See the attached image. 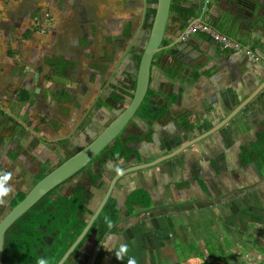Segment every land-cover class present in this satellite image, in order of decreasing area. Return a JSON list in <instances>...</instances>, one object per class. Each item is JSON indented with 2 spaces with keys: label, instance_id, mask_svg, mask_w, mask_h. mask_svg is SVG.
<instances>
[{
  "label": "crops",
  "instance_id": "1",
  "mask_svg": "<svg viewBox=\"0 0 264 264\" xmlns=\"http://www.w3.org/2000/svg\"><path fill=\"white\" fill-rule=\"evenodd\" d=\"M57 1L53 10H71L75 18L56 19L57 31L49 32L51 38L37 36V29H30L26 40L35 34L34 41L18 47L26 58L24 70L12 62L0 70V92L12 86L13 78L21 80L28 95L25 101L4 103L14 109V120L0 126V134L14 145V159L31 155L21 160V167L15 162L0 167V172L13 173L9 182L13 187L24 183L28 175L34 176L40 162L34 156L37 151L47 154L44 138L55 141L77 135L83 123L86 127L100 123L103 129L122 110L113 96L128 92L133 84L134 54L140 53L138 46L148 31L142 28L144 0ZM181 3L185 8L195 7L196 15L183 20L170 13L164 45L175 41L203 10V0ZM263 3L261 0L260 5ZM40 4L47 2L40 0ZM229 5L228 0H208L205 13L215 17L217 31L254 48L260 61L219 49L201 31L186 40L188 45L180 40L177 46L155 54L147 89L149 110L133 116L121 134L125 149L132 152L116 160V150L110 148L64 183L62 194L84 184L92 214L117 174L116 168L124 170L170 154L219 124L263 82L264 11L250 18L252 12L240 7L238 15L243 20L232 27L219 20ZM145 24L150 26L148 20ZM68 26L87 28V37L81 31L75 35L62 28ZM81 36L86 40L79 41ZM50 42L62 56L61 67L56 66L54 72L55 52L45 49ZM149 111L156 113L153 120L147 118ZM184 118L193 124L190 131L179 129ZM0 151V155L6 152ZM263 158L264 87L212 134L174 157L127 173L115 182L107 201L118 209L119 223L111 229L115 232L110 231L114 237L110 244L101 247L105 254L101 264H128L130 258L136 264H264ZM9 162L6 160L7 166ZM131 196L141 200L131 203ZM91 214H84L85 224ZM177 218L185 222L179 223ZM123 244L128 250L118 260L116 253ZM166 249H171L173 258L166 256ZM68 264L76 263L70 260Z\"/></svg>",
  "mask_w": 264,
  "mask_h": 264
},
{
  "label": "water",
  "instance_id": "2",
  "mask_svg": "<svg viewBox=\"0 0 264 264\" xmlns=\"http://www.w3.org/2000/svg\"><path fill=\"white\" fill-rule=\"evenodd\" d=\"M207 0H203V10L194 21L201 20V17L205 14ZM230 5L225 12L223 13L222 18L219 19L223 23L235 25L237 21L241 20L239 18V9L241 7V2L238 0H229ZM170 5L171 0H156L152 8L154 9V14L149 17L148 21L150 26L148 27V31L145 33L143 38V43L139 45L141 52L139 53L140 58L137 64V69L135 73L134 80V89L131 92L130 101L126 103V105L120 110V112L103 128L97 133L87 144L82 146L78 151L69 156L66 160H64L61 164L50 170L43 177H41L33 186L24 194L23 198L17 202L1 219H0V264L3 253V243H4V234L6 230L13 224L19 217H21L30 207H32L42 196H44L47 192L54 189L56 186L61 184L62 182L68 180L70 177L85 169L89 164L93 162V160L111 143L115 141V139L120 136L124 130V128L130 123L133 119V116L136 115L139 107L143 103L145 96L147 94L149 77H150V67L153 56L162 50L170 49L174 46H177V43L180 42V36L170 44L163 45V37L166 29V24L170 15ZM238 9V10H237ZM230 10V11H229ZM207 15H209L207 13ZM252 15V13H251ZM213 20L217 21L214 16ZM242 21V20H241ZM181 44L188 43L186 41H182ZM178 46V50H179ZM180 51V50H179ZM264 87L263 82L242 102L238 108L233 110L224 120H222L215 127L207 130L206 132L193 137L188 140L186 143L180 145L176 150L167 154L163 157L156 158L154 161L150 163L134 165L127 169L122 170V174H115L110 180L103 198L97 205L96 209L91 214L90 218L86 222L85 226L82 228L80 233L77 235L72 244L68 247V249L63 253L60 259L56 262V264H65L71 252L76 248V246L84 239L86 233L90 229V227L95 222L96 218L100 214L102 208L104 207L109 194L118 179L121 176L151 166L152 164H156L161 160L166 158H171L178 155L185 148L192 145L193 143L201 140L202 138L212 134L215 130L219 129L226 123V121L232 117L247 101H249L253 96H255L262 88ZM180 205V204H179ZM119 222H115L110 225L105 232L103 233L100 240L96 243L91 253V256L87 262V264H94L97 258V255L100 251L101 246H103V242L105 238L110 234L112 228H114Z\"/></svg>",
  "mask_w": 264,
  "mask_h": 264
},
{
  "label": "trees",
  "instance_id": "3",
  "mask_svg": "<svg viewBox=\"0 0 264 264\" xmlns=\"http://www.w3.org/2000/svg\"><path fill=\"white\" fill-rule=\"evenodd\" d=\"M150 1L155 2L156 0ZM170 13L176 14L183 20L196 15L195 7L185 8L181 0H171ZM150 14H154L153 8L150 9ZM29 32L30 30L25 31V38L28 37ZM18 95L19 101H25L27 98V92L25 90L20 91ZM148 99L149 96L147 94L139 107V114L142 109H145V111L149 110L147 103ZM118 101L121 102V99ZM155 117L156 113L149 111L147 118L153 120ZM181 121L183 122L179 125L181 132L193 129V124L186 122V118ZM125 147V142L121 140L120 135L111 146L106 147L94 160L99 158L110 148L116 150L115 152L117 154L113 155V157L119 160L132 152V150H126ZM110 154H113L112 151ZM65 182L66 181L62 182L42 196L6 230L4 234V250L1 264H37V261L41 257L47 259L48 264H56L63 252L72 244L74 241L73 239L76 238L81 229L85 226L84 213L80 214V216H77L75 213L77 211H84L85 215L91 214V212L85 208V203L90 196L86 192L84 184H76L68 194H55V189ZM22 196V194L19 195L18 201ZM129 200L131 203H134L140 201L141 198L139 196H131ZM18 201L16 200L13 205ZM110 203L109 199L92 225V227L98 229L96 242H98L110 225L118 221V209L114 206H110ZM42 228L46 229L44 233L41 232ZM72 228H74V230L70 233V229ZM51 232H54L56 235L54 239H52L51 245L48 246L43 238ZM75 251L76 250H74V252ZM104 258V248H101L94 264H101Z\"/></svg>",
  "mask_w": 264,
  "mask_h": 264
},
{
  "label": "rangeland",
  "instance_id": "4",
  "mask_svg": "<svg viewBox=\"0 0 264 264\" xmlns=\"http://www.w3.org/2000/svg\"><path fill=\"white\" fill-rule=\"evenodd\" d=\"M46 2H47V4H40V0H0V70L3 71L5 68H7V64L11 63V62L13 63V65L19 66L18 67L19 69L24 70V67L26 66V58L24 59V57L21 56L22 52L18 49V47L20 44L29 43L31 41L33 42L34 41L33 38L35 36V34H34L32 36V38H30L29 40H26V38L23 37L25 30H30V29L36 28L37 29V32H36L37 36L49 37L48 36L49 32L52 35V34L56 33L55 31H57V27H54V25H53V23H54V21H56V19L58 21L63 20L64 18L67 19L70 15L72 16V18H75V14L71 10L69 11V13H66V12L62 13V11L57 12V11L53 10L52 6L54 3V0H46ZM52 27H53V29H52ZM58 27H61V26H58ZM62 28L69 29L70 33L75 34V35H79L80 34L79 31H81L85 37H87V34H88L86 31L87 28H83V27H81L80 30H73V28L69 27V26L68 27H62ZM49 38H51V37H49ZM79 39H82L79 41H85L86 40L82 36ZM51 43L52 42H50L48 46H45V49H46V51H49L48 53H50V54H53L55 52L54 55H56V56H54L53 60H52L53 64L56 63L54 66V69L52 68V70L54 72V70L57 68L56 66L61 67L62 56H60L59 53L57 54L58 51L55 47V43H54L53 47L51 46ZM111 43L113 44L114 41H112ZM45 49H43V51H45ZM85 57H86V55H84V58ZM24 63H25V65H24ZM84 64H85V67H88L86 62ZM15 68H17V67H15ZM95 70H97V69H95ZM84 74H86V73H84ZM11 82H13V84H11L12 86L10 88L7 87V90H4V92L3 91L0 92V104H3V107H0L1 113H2V111L7 112V113H8V111H10L11 114H13V112L11 111L10 105L8 104V105L4 106V103L9 102L10 100L12 102L13 100L17 99L16 96L13 94V92H17L19 90L18 89L19 86L22 84H21V80H14L13 78H12ZM1 117L2 116L0 115V120H3L5 123H9V121H11L10 119L6 118V116H4V115H3V119H1ZM25 123H26V121H25ZM70 124L73 125L74 123H70ZM72 125L70 127H72ZM84 125H85V123L80 125L81 129H82V127H83V129L86 127V125L85 126ZM99 125H100V123H97L95 126H91L90 128L88 127L87 129L90 131H93L92 135H96L97 133H99V130H101V126H99ZM32 131H33V129H32ZM31 135H32V133H31ZM75 137H78V135H76V134H74L73 136L69 135L67 138H65L66 141H64L62 143V147H61V149L63 148V150H60L59 148L57 149L55 147L53 148L52 147L53 146L52 141H48L44 138V140H45L44 145H46L48 147V151H47L48 160H49L48 165L54 166L56 162L59 163L60 161L65 160L73 152L78 151L83 145H85L89 141V140H86V142L79 143L78 146L73 147L74 146L73 139H75ZM72 142H73V144H72ZM57 153H58V155H57ZM37 161H39V158H37ZM30 164L34 165V161L30 162ZM40 165H43V162H41ZM177 220H178L177 222H179V223L185 222L182 218H177ZM181 231L183 232V230H180V231H178V234ZM178 237H179V239L182 238V236H180V234L178 235ZM73 240H75V239H73ZM258 247H261L260 244H256V248H258ZM157 253L159 256L160 253L159 252H157ZM157 253L155 252V255ZM164 253L169 258H173L172 255H174V254L171 251V249H166V251ZM75 255H77V254H75ZM73 258H75V256ZM73 258H70L71 262L74 261ZM156 258H155V260H157ZM197 258H198V256H197ZM84 260H85L84 264H86L88 259L85 258ZM167 261L169 262V259Z\"/></svg>",
  "mask_w": 264,
  "mask_h": 264
},
{
  "label": "flooded vegetation",
  "instance_id": "5",
  "mask_svg": "<svg viewBox=\"0 0 264 264\" xmlns=\"http://www.w3.org/2000/svg\"><path fill=\"white\" fill-rule=\"evenodd\" d=\"M208 1V0H207ZM229 1V0H228ZM238 1H240V2H243L242 0H238ZM260 1L261 0H245V4L244 5H241V8H244L243 10H247V12H252V15L250 14V18H253L255 15H258V12H260V11H264V3L263 4H261L260 5ZM154 3L155 2H151L150 0H144L143 1V10H142V18H141V20L143 21L142 22V28H144V29H148V26H146V21L149 19V16L151 15L150 14V9H152V6L154 5ZM207 3V2H206ZM152 16V15H151ZM203 16H208L207 17V23H209L210 25H212V26H214L215 28H216V26L214 25V23L216 22V21H214L213 20V15L211 16L210 14L209 15H207L206 13L203 15ZM242 19V18H241ZM244 19H245V16H244ZM243 20V19H242ZM228 24V23H227ZM228 26H229V24H228ZM225 27H227V25L225 26ZM231 27V26H230ZM232 27H234L233 25H232ZM236 27V26H235ZM143 29V30H144ZM142 30V31H143ZM25 33V32H24ZM30 33V32H29ZM23 37H24V34H23ZM29 37V36H28ZM27 37V38H28ZM26 38V39H27ZM141 43H143V37H142V40H141ZM140 43V44H141ZM163 44V43H162ZM164 45V44H163ZM138 50L141 52V50H140V48H139V46H138ZM135 56H137L136 57V59L133 57V59H135L136 60V62H137V64H138V61H139V58H140V55L138 54H134ZM133 84L130 86V89H127V91L128 92H125V91H120L117 95L118 96H113V102L115 103V102H118V103H121L120 105H121V107H124L125 105H126V103L127 102H129L130 101V98H131V92L133 91V89H134V87H133V85H135L134 84V82H132ZM19 90L17 91V92H13V94L16 96V98L17 99H15V100H17V101H19L18 99H19V95H18V93L20 92V91H23V90H27V89H25V87L23 86V85H20L19 86V88H18ZM14 91V90H13ZM27 92V91H26ZM119 95H120V98H119ZM28 99V95H27V98L25 99V100H27ZM119 99H121V102L120 101H118ZM117 100V101H116ZM20 102V101H19ZM6 103H8V102H6ZM123 103H125L124 105H123ZM2 105L3 104H0V107H2ZM11 111L14 113V109H11ZM137 113L139 114V109H138V111H137ZM137 113H136V115H137ZM0 115L2 116L1 117V119H3V115L4 116H6L8 119H10V120H14V114H11V112L10 111H8V113L7 112H3L2 111V113H1V111H0ZM2 125H4L5 126V122L3 121V120H0V126H2ZM21 126H23V125H21ZM91 126H89V128H90ZM88 127H85L83 130H81V131H79L78 133H77V135H78V137H75V139H73V142H74V146L73 147H76V146H78L79 145V143H83V142H86V140H91L95 135H92V133H93V131H90V130H88L87 129ZM33 129V128H32ZM1 136H0V148L2 149V150H6V152H2V154L0 155V167H2V168H4V167H10V163H12V164H14V162H15V164L18 166V167H21V166H19V165H22V161L27 157V156H31L30 154H27L25 157H24V159H22V158H20L19 160H17V159H14L15 158V154H14V145H10V143L8 144V142L7 141H9V137H7V136H5V135H3V134H0ZM90 135V136H89ZM91 138V139H90ZM64 141H66L65 140V138H56L55 139V141H52V147L54 148H59L60 150H63V148L61 149V147H62V143L64 142ZM88 141V142H89ZM73 142H72V144H73ZM87 142V143H88ZM86 143V144H87ZM42 144H44V141H42ZM45 147H46V145H44ZM84 146V145H83ZM47 151H48V148H47ZM1 152V151H0ZM75 152H73L72 154H74ZM71 154V155H72ZM42 154L39 152V151H37V153H36V155L34 156L36 159L37 158H39V165H38V167H37V169L35 170V174H33L34 176H30V175H28V178H26L27 180H24L25 182H28V183H26L25 184V182L24 183H22L21 181L19 182V184H18V186L17 187H13V192H12V195H11V197H10V199H9V202H8V204L6 205V206H4V207H0V219L15 205H13V203L17 200L18 201V197H19V195L20 194H22L23 196H24V194L33 186V184H35L41 177H43L46 173H48L50 170H52L53 168H55L56 166H58L59 164H61L64 160H62V161H60L59 163H57L56 161V163H55V165L54 166H51V165H48V154H46V153H44L42 156H41ZM57 155H58V153H57ZM70 155V156H71ZM6 156V157H5ZM10 156H11V158H10ZM17 156H19V155H17ZM20 157V156H19ZM33 157V156H32ZM69 157V156H68ZM67 157V158H68ZM44 158V159H43ZM66 158V159H67ZM41 159V160H40ZM65 159V160H66ZM6 160H8V161H10L9 163H8V166H7V163H6ZM15 160V161H14ZM22 160V161H21ZM94 161V160H93ZM41 162H43V165H40V163ZM2 168H0L1 170H2ZM0 170V171H1ZM84 170V169H83ZM82 170V171H83ZM82 171H79L78 173H76L75 175H73L72 177H70L68 180H66V182L67 181H69V180H71L73 177H75L76 175H78V174H80ZM65 182V183H66ZM64 184V183H63ZM63 184L60 186V187H57L56 189H55V194H62V192H61V188H62V186H63ZM23 196L21 197V199L23 198ZM20 199V200H21ZM19 200V201H20ZM18 201V202H19ZM90 204V198L87 200V202L85 203V208L86 209H88V207H87V205H89ZM85 214V212L83 211H77L75 214L77 215V216H80V214ZM48 229V228H47ZM45 228H42L41 229V232L42 233H44L45 232ZM72 230H74V228H72V229H70V233H72L73 231ZM82 230V229H81ZM97 228H95V227H90V229L88 230V232H87V234H86V236L84 237V239L76 246V248L74 249V250H76L75 252H74V250L71 252V254L69 255V257H68V259H67V263L66 264H68V262H70V258H73L74 256H75V258H73V260H74V262L76 263V264H84L85 263V258L86 259H88L89 260V258H90V256H91V253H92V251H93V248H94V246L96 245V238H97ZM114 232H115V230H113ZM112 230H111V232H113ZM110 232V234L105 238V240H104V242H103V244L104 245H107V243L108 244H110L109 242H110V238H114V237H112V235H113V233H111ZM55 233L54 232H51L49 235H47V236H45L44 238H43V240H44V242L46 243V245H51V241H52V239H54V237H55ZM77 237V236H76ZM102 237V236H101ZM100 240V239H99ZM98 240V241H99ZM102 247V246H101ZM101 249V248H100ZM3 250H4V244H3ZM75 254H77V255H75ZM2 256H3V253H2ZM88 260H87V262H88ZM80 261L82 262V263H80ZM1 262H2V259H1ZM87 264V263H86Z\"/></svg>",
  "mask_w": 264,
  "mask_h": 264
},
{
  "label": "built area",
  "instance_id": "6",
  "mask_svg": "<svg viewBox=\"0 0 264 264\" xmlns=\"http://www.w3.org/2000/svg\"><path fill=\"white\" fill-rule=\"evenodd\" d=\"M208 17V16H207ZM207 17L202 16L201 20L193 21L181 34L180 39L186 41L191 35L197 31L207 34L221 50H230L232 52H239L253 62H259L260 56L255 49L249 45L242 44L231 37L220 33L213 26L207 23Z\"/></svg>",
  "mask_w": 264,
  "mask_h": 264
},
{
  "label": "clouds",
  "instance_id": "7",
  "mask_svg": "<svg viewBox=\"0 0 264 264\" xmlns=\"http://www.w3.org/2000/svg\"><path fill=\"white\" fill-rule=\"evenodd\" d=\"M115 171L117 174H122L120 168H116ZM13 179V173L10 171L0 172V207L6 206L9 202V199L13 192V186L9 183ZM128 246L126 244L121 245L120 251L116 253L118 260H123L124 255L127 253ZM37 264H48L47 259L41 257ZM128 264H136L134 259H129Z\"/></svg>",
  "mask_w": 264,
  "mask_h": 264
}]
</instances>
